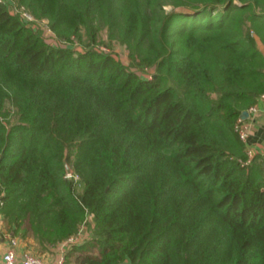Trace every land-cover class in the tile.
Segmentation results:
<instances>
[{
  "label": "trees",
  "instance_id": "obj_1",
  "mask_svg": "<svg viewBox=\"0 0 264 264\" xmlns=\"http://www.w3.org/2000/svg\"><path fill=\"white\" fill-rule=\"evenodd\" d=\"M15 1L51 33L0 0L10 234L45 249L89 217L64 264H264V166L234 126L264 91V0Z\"/></svg>",
  "mask_w": 264,
  "mask_h": 264
},
{
  "label": "built area",
  "instance_id": "obj_2",
  "mask_svg": "<svg viewBox=\"0 0 264 264\" xmlns=\"http://www.w3.org/2000/svg\"><path fill=\"white\" fill-rule=\"evenodd\" d=\"M5 1V0H1ZM9 8L10 11L13 13H19L24 19L32 22L33 17L32 15L24 9L23 5H17L13 4L11 0H9ZM22 8V10H21ZM49 31H51L48 28ZM259 100H264V91H262L257 99V102ZM257 102L249 105L246 108V115L240 114L235 121V129L238 133L239 138L244 142L246 152H247V158L244 160V163H248L251 158L254 156V151L249 145H247V140L250 132V123H249V117L253 116L258 107ZM262 165L264 166V160L262 162ZM83 241V236L78 232L75 235L68 236L63 241L59 243V251L52 259H46L40 255L32 254L29 252H25L23 256L18 257L14 250V245L17 243V239L15 237H10V246L6 248L4 251L0 253V264H64V253L63 250L72 243H79Z\"/></svg>",
  "mask_w": 264,
  "mask_h": 264
},
{
  "label": "rangeland",
  "instance_id": "obj_3",
  "mask_svg": "<svg viewBox=\"0 0 264 264\" xmlns=\"http://www.w3.org/2000/svg\"><path fill=\"white\" fill-rule=\"evenodd\" d=\"M12 3L14 5L17 4L15 0H13ZM24 9L26 10L25 7H24ZM21 10H22V8H21ZM32 17H33L32 23H34L35 25L43 28L45 33H51L48 30L47 20L46 19H43V18H34V16H32ZM80 32H81V38H80V40L77 39V42L75 43L76 44V47H78V48H82L84 44L90 42V37H89V34H88L86 28L85 27H82L80 29ZM106 43H108L107 31H106L105 28H101V29H99L96 32L95 41L93 43L96 46V48H99L101 50H108L110 48L114 52V54L118 58H120L123 62H125V63L128 62L127 55H126V47H125V45L121 41L112 40L111 41V46H108ZM17 119H18L17 114L15 113L14 110H12L11 111V114L8 117L7 120L10 121V122H14ZM78 188L81 189L80 186H78ZM87 219L90 220L89 217H87ZM2 220H3V224H4L5 228H6L7 226H6L5 220L3 219V216H2ZM86 220H84L80 224L79 229H78V232H80V234L83 236V240H85L86 238H88V237L91 236V229L93 227L92 226L93 223L91 222L89 224ZM6 231L8 233H10L9 232V229H7ZM13 237H15L17 239L19 238V239L23 240V242H25V246L27 247V251L29 253L40 255V256H42V257H44L46 259H52V258L55 257V255L59 251V246H58L59 243L64 240L63 239V240H60L58 242H55L50 247L43 249L40 246V244L37 243V241L34 239V237L31 234H28V235H25V236H20L19 234H17V235H14ZM65 249L63 250V253L65 252Z\"/></svg>",
  "mask_w": 264,
  "mask_h": 264
},
{
  "label": "crops",
  "instance_id": "obj_4",
  "mask_svg": "<svg viewBox=\"0 0 264 264\" xmlns=\"http://www.w3.org/2000/svg\"><path fill=\"white\" fill-rule=\"evenodd\" d=\"M260 48L264 50V46L259 44ZM257 111L253 116H250V132L247 140V145L251 147L254 151V155L260 157L261 161L264 160V100H259L257 102ZM2 220V216L0 214V253L4 251L6 248L10 246V233L6 231ZM17 239V238H16ZM14 250L18 257L24 255L27 251V247L25 246V242L21 239H17V243L14 245Z\"/></svg>",
  "mask_w": 264,
  "mask_h": 264
},
{
  "label": "water",
  "instance_id": "obj_5",
  "mask_svg": "<svg viewBox=\"0 0 264 264\" xmlns=\"http://www.w3.org/2000/svg\"><path fill=\"white\" fill-rule=\"evenodd\" d=\"M247 112L246 111H243V114L242 115H246ZM65 169H66V173L67 175H71L72 174V169L70 168L69 164L65 161Z\"/></svg>",
  "mask_w": 264,
  "mask_h": 264
}]
</instances>
